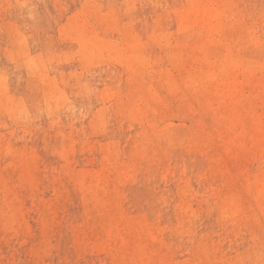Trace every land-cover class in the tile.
<instances>
[{
	"label": "rangeland",
	"instance_id": "374dc122",
	"mask_svg": "<svg viewBox=\"0 0 264 264\" xmlns=\"http://www.w3.org/2000/svg\"><path fill=\"white\" fill-rule=\"evenodd\" d=\"M189 1L190 0H152L151 3V0H0V184H2L4 180L9 181L10 183H13L15 179L16 182L19 180V185L17 184L16 187L18 188L16 191L18 190L19 195H17V197L13 196L14 207L12 211L15 214L14 228L18 227L20 230V232L17 231V233L15 230L12 232V228L11 230H9V228L6 231L5 224H3L4 218H2L5 210L0 209V264H114L112 255L104 244H101L103 238L102 226L104 225L106 216L117 220L118 218L128 215L131 217H135L134 215H136L135 218H138V214L139 218L147 219L149 223L160 229V231L158 229V239L161 240H159L161 243L154 250V257H157L158 264H167L169 262V264H178L181 261L182 263L180 264H185V261L186 264H264V197L262 196L255 199L253 191L251 192V190H248L246 187L247 180L244 177L246 175L240 176V172L244 169L255 170L263 165L264 154H255L252 158L247 159L246 161L228 159L227 163L231 169L233 176L232 180L227 177L229 176L228 173L221 174L216 170V164L211 161V155L206 152V148L201 147V141L205 139L211 145L214 144V150H216L215 152L218 155L222 152L216 147L217 140L215 135L217 134L216 130L218 123L215 120L214 112L220 111V113H222L225 110V107L217 106L215 103L211 104L212 100L208 99V96H210L207 94L208 92H195L192 89L182 88L180 83H176L175 87L172 86L169 88L166 81L169 76L179 79L180 76H184L188 71H195L199 74L200 69L206 64L204 59L205 52H207V59L211 61L215 60V57L211 54L209 48H214V46H216L215 49H219L217 52H219L221 55L220 57L222 58L223 53L226 50L225 44H229L230 42L229 45L233 49V53H235L234 55L242 61L243 65L248 63L250 65L249 70L253 76L261 78L264 83V0H208V6L220 11V15L217 14L216 19L212 22L213 25L218 24L220 27V35L217 39L221 41L220 44H210L211 47H208V44L205 41L206 39L201 35L198 26H191L188 21L185 23L180 21L179 24H177L179 20V18L177 20V17H179L178 15L181 11H186ZM214 1L216 2L214 3ZM162 9H164V11ZM155 13H157V15ZM118 15L120 16V20H118ZM159 15L161 16L159 17ZM174 17L176 21L174 20ZM158 26L159 28H156ZM37 27L39 28L37 29ZM186 27H188V30ZM42 29H44V31ZM97 29L98 33L96 32ZM197 29L199 30L198 33L197 31L194 32ZM247 30L250 31L248 32ZM188 32L191 34L187 35ZM176 33L177 35L173 36ZM186 35L187 37L192 36V38H187L185 37ZM202 45H204V47H202ZM261 47L262 49L260 50ZM40 48L42 51H40ZM256 49L261 52L259 51V53H257ZM43 50L46 51L44 52ZM147 50L149 52H147ZM201 50L204 52L201 53ZM37 53H40V55L38 54V59H35L34 57H36ZM250 54L253 55L251 56ZM42 56L45 57V59L43 57L45 61H43L44 64H41V61L39 60ZM138 56L140 57L141 62L140 60L137 61ZM108 57H111L112 59H107ZM32 58L35 61H32ZM221 58L216 60L217 65L220 64ZM51 59L55 60L52 61ZM99 64H101L100 67ZM15 66L16 68L18 67V69H16ZM135 68L137 69L135 70ZM87 70L90 71L88 72ZM173 70H176V72ZM10 71L11 73L9 74ZM75 71L77 72L75 73ZM70 72L71 74H67ZM146 72H151L148 74V77ZM161 73H163V75ZM176 73L179 76L175 75ZM144 78L145 80H143ZM140 79H142L143 82ZM27 81L28 83H26ZM29 84L30 86H28ZM150 85L158 86L157 88L154 87L157 92L156 96L147 93V88ZM144 86L147 87L145 90ZM162 86H164V88ZM117 90H119V93ZM139 92L142 93L143 96L139 97ZM119 96L120 98H118ZM257 99H259V103ZM257 99L256 101L259 107L261 106V108H264V100L260 97ZM164 102L167 103L164 104ZM114 103L118 106L117 108L113 105ZM248 104L247 101L244 103L245 108H248ZM97 108H101L100 111ZM105 109L107 114L105 113ZM113 109L115 111L116 109L117 111L120 109L118 111L119 113L114 112ZM184 110L187 111V115ZM206 114L208 115L206 116ZM28 115L30 116L28 117ZM189 116L192 117L190 118ZM186 118L189 120H186ZM155 122L159 123H157L158 127ZM104 123L106 126L103 125ZM205 123L206 126H204ZM151 125L152 127L150 128ZM71 132L72 134L74 133V135H72ZM201 132L203 133L201 134ZM123 139L124 141H122ZM116 140H119L117 141V144ZM106 142H108V144ZM172 142L174 144H172ZM193 142L196 144H192ZM74 143L76 145H74ZM72 144L74 145V149L71 147ZM193 145L196 146L194 147ZM107 146H109L108 148L112 153H106ZM103 149H105V151ZM109 150L107 149V151ZM102 152L104 153L102 154ZM124 152L125 154H123ZM86 153L90 154L87 155ZM168 153L170 155H168ZM47 155L49 156V159L47 158ZM103 155L106 156L103 157ZM135 155H138V157ZM156 155L159 158L156 157ZM254 157L258 160L254 159ZM35 158L37 161H35ZM120 161H122V163ZM129 163H131V165ZM12 164L14 165V168ZM144 164L146 165L144 166ZM17 165L19 168L22 166V169L27 172H23L24 177L20 174V169ZM120 167L121 171L119 170ZM129 167L130 169L128 170ZM156 167L157 172H154L153 170L156 169ZM163 167L168 168L164 169ZM212 167L214 168V171H212ZM64 168H66L67 171ZM107 168L109 169V172ZM153 172L156 175L153 174ZM236 172L238 173V178H235ZM51 173L53 175H51ZM19 174L22 178L21 176H18ZM85 174L89 176H86ZM140 174L145 176H141ZM65 175L67 177H65ZM105 175L108 176V178L105 177ZM16 176L19 178H16ZM62 176H64V178ZM78 176L80 177L78 178ZM98 176H100V178H98ZM150 176L152 177L150 178ZM69 177L72 179L68 180ZM87 177L89 178L87 179ZM156 177L158 178L157 180ZM134 179L137 180V185L135 184ZM116 180L118 181L116 182ZM81 181L86 183H81ZM148 181L150 183H148ZM220 183H222V185ZM38 184H40V186ZM82 184L83 186L85 185V187L86 184L87 187L91 184L92 188L97 192L96 195L99 192L97 198L100 197L103 200H87L85 194L87 195L91 192L87 187L86 189H82ZM224 185L227 186V189ZM20 186H24L25 188H20ZM39 187H41L43 193L40 192L41 189ZM232 187L237 191H234V188L231 189ZM121 188H123V191ZM39 189L40 191L36 194V191ZM71 189H73V191ZM209 189L212 190L210 191ZM101 192L102 194L100 195ZM200 193L201 195L199 196L198 194ZM228 196H232L235 200L238 199L240 211L237 213L231 214L228 212ZM59 197L62 198L60 199ZM8 198L12 197L9 196ZM242 198H245L246 200H241ZM135 200H138L139 203L141 202V206H139L140 204ZM247 201L250 202L247 203ZM120 203L122 205H119ZM251 206L252 208H250ZM197 208H199V210H197ZM41 210H44L47 216L48 224L45 228L39 222V214L43 212H41ZM76 210L78 211L75 212ZM124 212L126 215H124ZM203 212H207L208 214H204ZM80 213L82 215H80ZM55 214L56 216H53ZM94 216L96 217L94 218ZM49 217H52L53 219ZM48 219L51 220L50 223ZM91 220H94V222ZM86 222L90 225L87 226V224H85ZM35 223H38L37 226ZM97 224L101 226H98ZM57 225L59 226L57 227ZM226 225L228 226L226 227ZM26 226H28V228H26ZM85 228L86 230L84 231ZM80 229L82 230L81 232H85L84 236H82L83 234L80 232ZM98 229L101 232H99ZM69 230L71 231L69 232ZM75 230L79 233H75ZM171 231L174 234L171 233ZM47 234L50 235L46 236ZM21 235L23 238L20 237ZM235 236L238 239H235ZM9 237L12 239H9ZM86 237L88 238L87 240ZM252 237H254V240ZM33 239L36 241V244ZM88 240H91V242ZM30 243L32 246H30ZM45 243L46 248L43 249L44 245L42 244ZM97 244L99 245L97 246ZM164 246L166 248H164ZM57 247H59L61 251L59 248L57 249ZM159 247L161 248L159 249ZM219 248L221 249L219 250ZM214 249L217 250L214 251ZM217 251L218 253H216ZM214 253H216L218 257ZM164 255L168 256L165 257ZM10 256L13 259H11ZM205 256L208 258H205ZM191 257H193V260ZM159 259H161V263H159ZM62 260L64 261L61 262ZM179 260L181 261L179 262Z\"/></svg>",
	"mask_w": 264,
	"mask_h": 264
},
{
	"label": "bare ground",
	"instance_id": "6f19581e",
	"mask_svg": "<svg viewBox=\"0 0 264 264\" xmlns=\"http://www.w3.org/2000/svg\"><path fill=\"white\" fill-rule=\"evenodd\" d=\"M32 1V0H31ZM91 1V0H90ZM94 1V0H93ZM99 1V0H98ZM116 1V0H115ZM171 1V0H170ZM176 1V0H175ZM182 1V0H181ZM51 2V1H50ZM61 2V1H60ZM108 2V1H107ZM140 2V1H139ZM154 2V1H153ZM158 2V1H157ZM156 2V3H157ZM167 2V1H166ZM207 2H208V0H190L189 1V4H188V7L186 8V11L185 12H180V14L178 15L179 17H177V20H178V18H179V20H178V23L177 24H179V22L181 21L182 23H185L186 21H188V22H190L189 24H191V26H198L199 28H200V32H201V35H203L204 37H205V41H206V43L208 44V47L210 46L211 47V45L212 44H220V41L221 40H218L217 38H219V35H220V27H219V25L218 24H215V25H213V20L214 19H216V15L218 14V15H220V11L218 10V9H216V8H212V7H210V6H208V4H207ZM213 2V1H212ZM216 1H214V3H215ZM251 2V1H250ZM62 3V2H61ZM76 3V2H75ZM109 3V2H108ZM112 3V2H111ZM148 3H150V2H148ZM151 3H152V0H151ZM160 3V2H159ZM176 3V2H175ZM51 4V3H50ZM47 5V4H46ZM56 5V4H55ZM64 5V4H63ZM110 5V4H109ZM108 5V6H109ZM166 5H168V4H166ZM246 5V4H245ZM50 6V5H49ZM68 6V5H67ZM74 6V5H73ZM103 7H105V6H103ZM84 8V7H83ZM102 8V7H101ZM245 8V7H244ZM55 10H56V8H55ZM54 10V11H55ZM109 10V9H108ZM113 10V9H112ZM163 11H164V9H162ZM103 11V10H102ZM124 11V10H123ZM162 11V12H163ZM116 12V11H115ZM127 12V11H126ZM129 12V11H128ZM159 12V11H158ZM161 12V11H160ZM174 12V11H173ZM63 13V12H62ZM61 13V14H62ZM84 13V12H83ZM175 13V12H174ZM224 13H226V12H224ZM137 14V13H136ZM142 14V13H141ZM151 14V13H150ZM156 15H157V13H155ZM258 14H259V12H258ZM78 15H80V14H78ZM82 15V14H81ZM117 15V14H116ZM132 15V14H131ZM155 15V16H156ZM167 15V14H166ZM60 16V15H59ZM62 16V15H61ZM85 16H86V14H85ZM119 16V15H118ZM161 15H159V17H160ZM80 17V16H79ZM129 17V16H128ZM133 17V16H132ZM165 17V16H164ZM170 17V16H169ZM62 18V17H61ZM90 18V17H89ZM123 18V17H122ZM126 18V17H125ZM136 18V17H135ZM141 18V17H140ZM147 18V17H146ZM149 18V17H148ZM163 18V17H162ZM244 18V17H243ZM24 19V18H23ZM91 19V18H90ZM131 19V18H130ZM138 19V18H137ZM144 19V18H143ZM152 19V18H151ZM155 19V18H154ZM27 20V19H26ZM31 20V19H30ZM118 20H120V16L118 17ZM122 20V19H121ZM136 20V19H135ZM141 20V19H140ZM174 20H175V17H174ZM224 20V19H223ZM131 21V20H130ZM133 21V20H132ZM152 21V20H151ZM176 21V20H175ZM32 22V21H31ZM89 22V21H88ZM141 22V21H140ZM148 22V21H147ZM146 22V23H147ZM217 22H218V20H217ZM30 23V22H29ZM172 23V22H171ZM31 24V23H30ZM32 24H33V22H32ZM31 24V25H32ZM134 24V23H133ZM151 24V23H150ZM168 24V23H167ZM245 24V23H244ZM97 25V24H96ZM159 25H160V22H159ZM39 26V25H38ZM177 26V25H176ZM132 27V26H131ZM152 27V26H151ZM154 27V26H153ZM178 27V26H177ZM185 27V26H184ZM222 27H224V26H222ZM39 27H37V29H38ZM156 28H159V26L158 27H156ZM187 28V30H188V27H186ZM190 28V27H189ZM225 28V27H224ZM34 29V28H33ZM85 29H87V28H85ZM96 29V28H95ZM99 29V28H98ZM98 29L96 30V32L98 31ZM140 29H141V27H140ZM192 29H193V27H192ZM43 31H44V29H42ZM132 30V29H131ZM151 30H152V28H151ZM163 30H165V29H163ZM184 30H186V29H184ZM251 30V29H250ZM249 30V31H250ZM253 30V29H252ZM51 31V30H50ZM88 31V30H87ZM190 31V30H189ZM197 31V33H198V29L197 30H195L194 32H196ZM248 31V30H247ZM248 31V32H249ZM55 32V31H54ZM204 32V33H203ZM248 32H247V34H248ZM46 33V32H45ZM50 33H53V32H50ZM94 33V32H93ZM98 33V32H97ZM133 33V32H132ZM251 33V32H250ZM252 33H253V31H252ZM251 33V34H252ZM257 33H259V32H257ZM61 34V33H60ZM109 34V33H108ZM119 34V33H118ZM191 34V33H190ZM189 34V32H188V34L187 35H190ZM196 34V33H195ZM250 34V35H251ZM98 35V34H97ZM177 35V33L175 34V35H173V36H176ZM187 35L185 36V37H187ZM249 35V34H248ZM248 35H246V36H248ZM33 36V35H32ZM102 36V35H101ZM108 36V35H107ZM196 36H197V34H196ZM217 36V37H216ZM243 36V35H242ZM261 36V35H260ZM39 37V36H38ZM190 37V39L192 38V36H188L187 38H189ZM63 39H65L64 37H62ZM194 38V37H193ZM200 38V37H199ZM240 38H242V37H240ZM253 38V37H252ZM264 38V37H263ZM28 39H30V38H28ZM48 39H50V38H48ZM59 39V38H58ZM69 39V38H68ZM160 39V38H159ZM170 39V38H169ZM182 39V38H181ZM66 40V39H65ZM147 40V39H146ZM182 40H184V39H182ZM181 40V41H182ZM38 41L40 42V40L38 39ZM45 41V40H44ZM164 41V40H163ZM241 41H244V40H241ZM178 42H180V41H178ZM183 42V41H182ZM248 42V41H247ZM41 43V42H40ZM262 43V42H261ZM54 44V43H53ZM74 44V43H73ZM147 44V43H146ZM211 44V45H210ZM229 44H230V42H229ZM229 44H225V46H226V50H225V52L223 53V56H222V58L220 57L221 55L219 54V52H217V51H219V49H215L216 48V46H214V48H209V51L211 52V54H213L214 55V57H215V60H213V61H211V60H209V59H207L208 57H207V52H205V62H206V64H205V66H203L201 69H200V72H199V74L198 73H196L195 71H188V72H186V74L184 75V76H180L179 77V79H177V78H173V77H168L167 78V85L169 86V88H171L172 86L173 87H175L176 86V83H180L181 85V87L182 88H186V89H192V90H194L195 92L196 91H200V92H205V93H207V94H209L210 96H208V99H211L212 100V102H211V104H216L217 106H220V107H225V110L222 112V113H220V111H218V112H214L215 113V120L217 121V123H218V127H217V134L215 135V138H216V140H217V145H216V147H217V149H219L220 151H222L221 153H223V154H221V153H219V155L215 152L216 150H214V147H213V145H211L208 141H206L205 139H203L202 141H201V147L202 148H206L205 150H206V152H208L210 155H211V161L213 162V163H215L216 164V166H215V168H216V170L217 171H219L221 174H225V173H228V175L229 176H227V177H229L231 180H232V173H231V169H230V167H229V165H228V163H227V160L228 159H230V160H232V159H235V160H242V161H246L247 159H250V158H252L255 154H260V155H263L264 154V108H261V106L259 107V105H258V103H259V99H257V98H262V100H264V83H263V81L261 80V78H258V77H255V76H253V74L250 72V70H249V68H250V65L247 63V64H242V61L238 58V57H236L234 54L235 53H233V49L230 47V45ZM59 45V44H58ZM110 45H111V43H110ZM195 45V44H194ZM229 45V46H228ZM241 45V44H240ZM250 45H252V44H250ZM87 46V45H86ZM109 46V45H108ZM197 46V45H196ZM110 47V46H109ZM156 47V46H155ZM159 47V46H158ZM202 47H204V45H202ZM207 47V48H208ZM221 47V46H220ZM239 47V46H238ZM248 47V46H247ZM15 48V47H14ZM42 48V47H41ZM40 48V51H42V49ZM46 48V47H45ZM44 48V49H45ZM57 48H59V47H57ZM76 48V47H75ZM88 48V47H87ZM90 48H92V47H90ZM197 48V47H196ZM218 48V47H217ZM72 49V48H71ZM100 49V48H99ZM249 49V48H248ZM247 49V50H248ZM251 49V48H250ZM255 49V48H254ZM257 49H259V48H257ZM257 49H256V51H257ZM262 49V47L260 48V50ZM68 50V49H67ZM93 50V49H92ZM221 50V49H220ZM259 50V51H260ZM44 52L46 51V50H43ZM200 51V50H199ZM253 51V50H252ZM259 51H257V53H259ZM65 52V51H64ZM67 52V51H66ZM147 52H149L148 50H147ZM204 51L203 50H201V53H203ZM240 52V51H239ZM242 52V51H241ZM261 52V51H260ZM43 53V52H42ZM54 53V52H53ZM68 53V52H67ZM244 53H246V52H244ZM40 55V53H37L36 54V57H34V55H33V57L36 59H38V57L37 56H39ZM61 54V53H60ZM64 54V53H63ZM99 54H101V53H99ZM196 54V53H195ZM261 54V53H260ZM102 55V54H101ZM151 55H153V54H151ZM251 55V54H250ZM253 55V54H252ZM251 55V56H252ZM256 55H258V54H256ZM61 56V55H60ZM196 56V55H195ZM31 57V56H30ZM43 57L44 56H42L41 58H39V60L41 61V64H44L43 63V61H44V59H45V57H44V59H43ZM62 57V56H61ZM60 57V58H61ZM97 57V56H96ZM95 57V58H96ZM210 57V56H209ZM262 57V56H261ZM66 58V57H65ZM73 58H74V56H73ZM99 58V57H98ZM111 57H108L107 59H110ZM196 58H197V56H196ZM218 58H221V60H220V64L219 65H217L216 64V60L218 59ZM259 58V57H258ZM50 59V58H49ZM48 59V60H49ZM112 59V58H111ZM206 59H207V61H206ZM34 59L32 58V61H33ZM52 60V59H51ZM55 60V59H54ZM54 60H52V61H54ZM67 60V59H66ZM140 60V62H141V59H140V57L138 56V58H137V61H139ZM35 61V60H34ZM38 61V60H37ZM39 61V62H40ZM187 61V60H186ZM189 61H190V59H189ZM261 61V60H260ZM45 62V61H44ZM65 62V61H64ZM98 62V61H97ZM151 62V61H150ZM262 62V61H261ZM260 62V63H261ZM33 63H35V62H33ZM51 63V62H50ZM52 63H54V62H52ZM189 63V62H188ZM40 64V65H41ZM55 64V63H54ZM168 64V63H167ZM18 65V64H17ZM16 65V66H17ZM51 65V64H50ZM68 65V64H67ZM95 65V64H94ZM143 65H144V63H143ZM16 66H15V68H16ZM69 66V65H68ZM101 66V64H99V67ZM168 66V65H167ZM97 67V66H96ZM104 67V66H103ZM206 67V68H205ZM256 67V66H255ZM259 67V66H258ZM262 67V66H261ZM10 68V67H9ZM50 68V67H49ZM60 68V67H59ZM62 68V67H61ZM67 68V67H66ZM72 68H73V66H72ZM80 68V67H79ZM260 68V67H259ZM11 69V68H10ZM16 69H18V67L16 68ZM36 69H37V67H36ZM63 69V68H62ZM94 69V68H93ZM97 69V68H96ZM99 69V68H98ZM129 69V68H128ZM137 68H135V70H136ZM261 69V68H260ZM35 70V69H34ZM91 70V69H90ZM90 70H87L88 72L90 71ZM147 70V69H146ZM80 71V70H79ZM130 71V70H129ZM150 71V70H149ZM174 71V70H173ZM19 72H21V71H19ZM69 72V71H68ZM77 71H75V73H76ZM93 72V71H92ZM125 72V71H124ZM174 72H176V70L174 71ZM11 73V71L9 72V74ZM16 73V72H15ZM22 73H23V71H22ZM35 73V72H34ZM50 73H51V71H50ZM54 73H55V71H54ZM98 73V72H97ZM141 73V72H140ZM151 73V72H150ZM149 72L147 73L146 72V75H147V77H148V74H150ZM256 73V72H255ZM261 73H262V71H261ZM8 74V75H9ZM66 74V73H65ZM67 74H71V72L70 73H67ZM73 74V73H72ZM80 74V73H79ZM100 74V73H99ZM137 74V73H136ZM135 74V75H136ZM162 75H163V73H161ZM20 75H22V74H20ZM63 75V74H62ZM90 75V74H89ZM94 75V74H93ZM121 75V74H120ZM123 75V74H122ZM138 75V74H137ZM143 75H145V74H143ZM161 75V76H162ZM175 75H178L177 73L175 74ZM12 76V75H11ZM34 76V75H33ZM77 76H78V73H77ZM81 76V75H80ZM88 76V75H87ZM150 76V75H149ZM179 76V75H178ZM66 77H67V75H66ZM85 77V76H84ZM94 77V76H93ZM65 78V77H64ZM71 78V77H70ZM121 78V77H120ZM129 78V77H128ZM142 78V77H141ZM90 79V78H89ZM131 79V78H130ZM8 80V79H7ZM16 80V79H15ZM24 80V79H23ZM57 80V79H56ZM133 80V79H132ZM140 80H142V79H140ZM143 80H145V78L143 79ZM143 80H142V82H143ZM13 81V80H12ZM19 81V80H18ZM150 81H152V80H150ZM160 81V80H159ZM9 82V81H8ZM22 82V81H21ZM131 82V81H130ZM134 82V81H133ZM132 82V83H133ZM153 82V81H152ZM151 82V83H152ZM157 82V81H156ZM13 83V82H12ZM26 83H28V81L26 82ZM54 83V82H53ZM65 83V82H64ZM68 83V82H67ZM146 83H147V81H146ZM20 84V83H19ZM104 84V83H103ZM144 84V83H143ZM155 85V84H154ZM28 86H30V84L28 85ZM143 86V85H142ZM146 86V85H145ZM144 86V87H145ZM65 87V86H64ZM75 87V86H74ZM143 87V88H144ZM154 87H158V86H149L148 88L147 87H145L144 88V90L147 88V93L149 94V95H153V96H156L157 95V92H156V90L154 89ZM163 88H164V86H162ZM111 88V87H110ZM130 88V87H129ZM132 88H133V86H132ZM162 88V89H163ZM7 89H8V87H7ZM21 89H23V88H21ZM160 89V88H159ZM173 89V88H172ZM118 91V93H119V90H117ZM136 91V90H135ZM139 91V90H138ZM36 92V91H35ZM112 92H113V90H112ZM116 92V91H115ZM114 93V92H113ZM117 93V92H116ZM168 93V92H167ZM70 94V93H69ZM121 94V93H120ZM119 94V95H120ZM139 97H141V96H143V94L142 93H140L139 92ZM158 94H160V93H158ZM71 95V94H70ZM115 95V94H114ZM162 95H164V94H162ZM122 96H123V94H122ZM198 96V95H197ZM201 96H203V95H201ZM89 97V96H88ZM148 97V96H147ZM167 97V96H166ZM69 98V97H68ZM86 98H87V96H86ZM114 98V97H113ZM118 98H120V96L118 97ZM198 98H199V96H198ZM123 99V98H122ZM256 99L258 100V103H257V101H256ZM72 100V99H71ZM90 100V99H89ZM118 100V99H117ZM120 100V99H119ZM22 101V100H21ZM109 101V100H108ZM248 102L249 104H248V108H245V106H244V103L245 102ZM66 102V101H65ZM105 102H106V100H105ZM115 102V101H114ZM68 103V102H67ZM107 103V102H106ZM113 103V102H112ZM151 103V102H150ZM165 103H167V102H164V104ZM63 104V103H62ZM109 104V103H108ZM154 104H156V103H154ZM154 104H153V106H154ZM169 104V103H168ZM113 105H115V103L113 104ZM159 105V104H158ZM160 105H161V103H160ZM170 105H171V103H170ZM175 105V104H174ZM181 105H182V103H181ZM193 105V104H192ZM116 106V105H115ZM177 106V105H176ZM63 107V106H62ZM91 107V106H90ZM104 107V106H103ZM118 106H116V108H117ZM121 107V106H120ZM119 107V108H120ZM162 107V106H161ZM29 108H30V106H29ZM93 108V107H92ZM114 108V107H113ZM122 108V107H121ZM155 108V107H154ZM158 108V107H157ZM171 108V107H170ZM178 108V107H177ZM196 108V107H195ZM260 108H261V110H260ZM5 109V108H4ZM22 109H23V107H22ZM98 109V108H97ZM101 109V108H100ZM100 109H98L99 111H100ZM102 109H104V108H102ZM153 109V108H152ZM156 109V108H155ZM172 109V108H171ZM179 109V108H178ZM182 109V108H181ZM30 110V109H29ZM75 110V109H74ZM96 110V109H95ZM114 110V109H113ZM120 110V109H119ZM118 110V111H119ZM160 110H161V108H160ZM167 110H169V109H167ZM194 110H196V109H194ZM210 110V109H209ZM39 111V110H38ZM41 111V110H40ZM58 111V110H57ZM110 111V110H109ZM117 111V109H116V111L114 110V112H118ZM162 111V110H161ZM172 111V110H171ZM179 111V110H178ZM185 111V110H184ZM183 111V112H184ZM96 112H97V110H96ZM149 112V111H148ZM186 112L187 111H185V114H186ZM189 112V111H188ZM194 112H196V111H194ZM193 112V113H194ZM200 112H201V110H200ZM21 113H23V112H21ZM36 113V112H35ZM38 113H40V112H38ZM63 113V112H62ZM85 113H86V111H85ZM98 113V112H97ZM103 113H104V111H103ZM102 113V114H103ZM105 113H106V109H105ZM119 113V112H118ZM153 113H154V111H153ZM14 114H15V112H14ZM37 114V113H36ZM42 114V113H41ZM107 114V113H106ZM181 114H183V113H181ZM195 114V113H194ZM205 114V113H204ZM22 115V114H21ZM26 115V114H25ZM114 115V114H113ZM119 115V114H118ZM118 115H117V118H118ZM122 115V114H121ZM120 115V116H121ZM158 115V114H157ZM184 115V114H183ZM187 115V114H186ZM208 114H206V116H207ZM30 115H28V117H29ZM51 116V115H50ZM87 116H89V115H87ZM158 116H160V115H158ZM157 116V117H158ZM99 117V116H98ZM97 117V118H98ZM115 117V116H114ZM146 117V116H145ZM177 117H178V115H177ZM185 117V116H184ZM187 117V116H186ZM190 118L192 117V116H189ZM11 118H12V116H11ZM22 118V117H21ZM37 118V117H36ZM61 118V117H60ZM83 118H84V116H83ZM105 118V117H104ZM109 118V117H108ZM183 118V117H182ZM96 119V118H95ZM200 119H201V117H200ZM26 120V119H25ZM98 120H99V118H98ZM186 120H189V119H187L186 118ZM191 120V119H190ZM202 120V119H201ZM19 121V120H18ZM27 121V120H26ZM58 121V120H57ZM115 121V120H114ZM119 121V120H118ZM145 121V120H144ZM193 121V120H192ZM2 122V121H1ZM60 122V121H59ZM97 122V121H96ZM100 122H101V120H100ZM103 122V121H102ZM105 122V121H104ZM200 122V121H199ZM205 122V121H204ZM12 123V122H11ZM24 123V122H23ZM27 123V122H26ZM54 123V122H53ZM61 123V122H60ZM63 123V122H62ZM67 123V122H66ZM146 123H147V121H146ZM154 123V122H153ZM156 123V125H157V123L158 122H155ZM163 123V122H162ZM195 123V122H194ZM213 123V122H212ZM25 124V123H24ZM28 124V123H27ZM26 124V125H27ZM37 124V123H36ZM99 124V123H98ZM148 124V123H147ZM159 124V123H158ZM201 124V123H200ZM200 124H198V125H200ZM6 125V124H5ZM8 125V124H7ZM15 125V124H14ZM21 125H22V123H21ZM58 125V124H57ZM68 125V124H67ZM104 126H106V124L104 123L103 124ZM156 125H154V126H156ZM196 125V124H195ZM194 125V126H195ZM202 125V124H201ZM212 125V124H211ZM19 126V125H18ZM23 126V125H22ZM60 126V125H59ZM64 126V125H63ZM100 126V125H99ZM98 126V127H99ZM153 126V127H154ZM204 126H206V123H205V125ZM5 127V126H4ZM11 127V126H10ZM66 127V126H65ZM83 127V126H82ZM117 127V126H116ZM115 127V128H116ZM152 127V125L150 126V128ZM157 127H158V125H157ZM183 127H185V126H183ZM203 127V126H202ZM37 128V127H36ZM59 128V127H58ZM70 128V127H69ZM76 128V127H75ZM206 128V127H205ZM9 129V128H8ZM25 129V128H24ZM55 129H56V126H55ZM165 129V128H164ZM183 129V128H182ZM203 129H204V127H203ZM130 130V129H129ZM153 130V129H152ZM200 130V129H199ZM17 131V130H16ZM20 131V130H19ZM23 131V130H22ZM47 131V130H46ZM101 131V130H100ZM117 131V130H116ZM178 131H179V129H178ZM201 131V130H200ZM209 131V130H208ZM48 132V131H47ZM62 132H63V130H62ZM67 132H69V131H67ZM72 132H73V130H72ZM72 132H71V134H72ZM77 132H78V130H77ZM102 132V131H101ZM166 132H167V130H166ZM203 132H204V130H203ZM203 132H201V134L203 133ZM13 133V132H12ZM66 133V132H65ZM94 133H95V131H94ZM125 133V132H124ZM133 133V132H132ZM131 133V134H132ZM136 133V132H135ZM135 133H134V137H135ZM198 133V132H197ZM8 134V133H7ZM48 134H49V132H48ZM70 134V133H69ZM4 135V134H3ZM43 135V134H42ZM54 135V134H53ZM58 135H60V134H58ZM72 135H74V133L72 134ZM78 135V134H77ZM91 135V134H90ZM117 135V134H116ZM161 135H162V133H161ZM2 136V135H1ZM11 136H12V134H11ZM133 136V135H132ZM182 136V135H181ZM210 136H211V134H210ZM10 137V136H9ZM18 137H20V136H18ZM109 137V136H108ZM133 137V138H134ZM163 137V136H162ZM164 137H166V136H164ZM61 138V137H60ZM73 138V137H72ZM120 138V137H119ZM142 138V137H141ZM167 138V137H166ZM178 138V137H177ZM176 138V139H177ZM197 138H198V136H197ZM69 139V138H68ZM175 139V138H174ZM209 139V138H208ZM42 140V139H41ZM65 140V139H64ZM73 140H74V138H73ZM134 140V139H133ZM138 140V139H137ZM143 140V139H142ZM159 140V139H158ZM18 141V140H17ZM54 141V140H53ZM69 141V140H68ZM90 141H92V140H90ZM117 141H119V140H116V144H117ZM122 141H124V139L122 140ZM144 141H145V139H144ZM152 141V140H151ZM154 141V140H153ZM166 141V140H165ZM178 141H180V140H178ZM184 141V140H183ZM198 141H200V140H198ZM197 141V142H198ZM213 141V140H212ZM24 142V141H23ZM49 142V141H48ZM64 142H66V141H64ZM85 142V141H84ZM89 142V141H88ZM95 142V141H94ZM109 142V141H108ZM108 142H106L107 144H108ZM22 143V142H21ZM44 143V142H43ZM50 143V142H49ZM59 143H60V141H59ZM105 143V142H104ZM149 143V142H148ZM177 143V142H176ZM187 143V142H186ZM195 142H193L192 144H194ZM213 143V142H212ZM214 143H216V142H214ZM69 144H71V143H69ZM68 144V145H69ZM76 144H77V142H76ZM75 143H74V145H76ZM93 144V143H92ZM91 144V145H92ZM103 144V143H102ZM147 144V143H146ZM163 144V143H162ZM172 144H174L173 142H172ZM196 144V143H195ZM197 144H199V143H197ZM73 145V144H72ZM71 145V147L74 149V145L72 146ZM126 145V144H125ZM124 145V146H125ZM141 145V144H140ZM140 145H139V148H140ZM154 145V144H153ZM190 145V144H189ZM200 145V144H199ZM24 146V145H23ZM55 146V145H54ZM67 146V145H66ZM115 146V145H114ZM136 146V145H135ZM146 146V145H145ZM144 146V147H145ZM150 146V145H149ZM152 146V145H151ZM181 146V145H180ZM183 146V145H182ZM194 146V145H193ZM196 146V145H195ZM194 146V147H195ZM106 147V146H105ZM109 146H107V149L109 150V148H108ZM116 147V146H115ZM157 147V146H156ZM178 147V146H177ZM65 148V147H64ZM82 148V147H81ZM95 148H96V146H95ZM101 148H102V145H101ZM100 148V149H101ZM143 148V147H142ZM141 148V149H142ZM172 148V147H171ZM176 148V147H175ZM31 149V148H30ZM89 149V148H88ZM107 149H106V153L107 152H111L110 150L109 151H107ZM130 149V148H129ZM145 149V148H144ZM143 149V150H144ZM153 149V148H152ZM170 149V148H169ZM179 149V148H178ZM194 149V148H193ZM216 149V148H215ZM36 150V149H35ZM34 150V151H35ZM70 150H71V148H70ZM104 151H105V149H103ZM137 150H139V149H137ZM158 150V149H157ZM190 150V149H189ZM73 151V150H72ZM83 151V150H82ZM90 151H91V148H90ZM101 151H102V149H101ZM146 151V150H145ZM177 151V150H176ZM193 151V150H192ZM30 152H31V150H30ZM37 152H39V151H37ZM74 152V151H73ZM130 152V151H129ZM140 152V151H139ZM150 152V151H149ZM157 152V151H156ZM155 152V153H156ZM182 152V151H181ZM194 152V151H193ZM202 152V151H201ZM72 153V152H71ZM70 153V154H71ZM92 153V152H91ZM100 153V152H99ZM104 152H102V154H103ZM112 153V152H111ZM147 153V152H146ZM5 154H7V153H5ZM69 154V155H70ZM87 154V153H86ZM88 154H90V153H88ZM87 154V155H88ZM123 154H125V152L123 153ZM128 154V153H127ZM217 154V155H216ZM11 155V154H10ZM49 155V154H48ZM47 155V156H48ZM54 155V154H53ZM68 155V154H67ZM73 155H74V153H73ZM107 155V154H106ZM105 155V156H106ZM163 155V154H162ZM168 155H170L169 153H168ZM8 156V155H7ZM39 156V155H38ZM46 156V157H47ZM55 156V155H54ZM104 155H103V157H105ZM110 156H111V154H110ZM109 156V157H110ZM113 156V155H112ZM136 156V155H135ZM164 156V155H163ZM4 157V156H3ZM14 157V156H13ZM51 157H52V155H51ZM56 157V156H55ZM108 157V156H107ZM133 157H134V155H133ZM136 157H138V155L136 156ZM148 157V156H147ZM156 157H158L157 155H156ZM155 157V158H156ZM37 158V157H36ZM35 158V159H36ZM48 159H49V156L47 157ZM58 158V157H57ZM86 158V157H85ZM128 158V157H127ZM139 158H140V156H139ZM149 158H151V157H149ZM159 158V157H158ZM160 158H161V156H160ZM206 158V157H205ZM4 159V158H3ZM92 159V158H91ZM112 159V158H111ZM114 159V158H113ZM116 159H117V157H116ZM120 159V158H119ZM134 159V158H133ZM148 159V158H147ZM162 159V158H161ZM160 159V160H161ZM254 159H256L255 157H254ZM253 159V160H254ZM264 159V158H263ZM57 160V159H56ZM89 160V159H88ZM96 160V159H95ZM115 160V159H114ZM124 160V159H123ZM136 160V159H135ZM149 160V159H148ZM154 160V159H153ZM256 160H258V159H256ZM22 161V160H21ZM35 161H37V159L35 160ZM38 161H39V159H38ZM60 161V160H59ZM59 161H58V163H59ZM73 161V160H72ZM127 161V160H126ZM141 161V160H140ZM142 161H144V160H142ZM152 161V160H151ZM155 161H156V159H155ZM92 162V161H91ZM121 163H122V161H120ZM136 162H138V161H136ZM146 162V161H145ZM144 162V163H145ZM149 162V161H148ZM153 162V161H152ZM158 162V161H157ZM161 162V161H160ZM231 162V161H230ZM42 163V162H41ZM159 163V162H158ZM169 163H170V161H169ZM238 163V162H237ZM244 163V162H243ZM243 163H242V165H243ZM247 163V162H246ZM260 163V162H259ZM51 164V163H50ZM77 164V163H76ZM92 164V163H91ZM108 164V163H107ZM130 165H131V163H129ZM132 164H134V163H132ZM142 164V163H141ZM161 164V163H160ZM208 164V163H207ZM1 165V164H0ZM11 165V164H10ZM13 165V164H12ZM69 165H70V162H69ZM88 165V164H87ZM110 165V164H109ZM146 164H144V166H145ZM148 165V164H147ZM206 165V164H205ZM250 165V164H249ZM253 165V164H252ZM264 165V164H263ZM263 165H261V166H259L257 169H255V170H250V169H244L243 171H241L240 172V176H242V175H246V176H244L245 178H246V180H247V188H248V190H251V192L253 191V195H254V198L255 199H257V198H259V197H264V166ZM56 166V165H55ZM85 166V165H84ZM98 166V165H97ZM104 166V165H103ZM126 166V165H125ZM137 166H138V164H137ZM136 166V167H137ZM143 166V165H142ZM218 166V167H217ZM233 166V165H232ZM239 166V165H238ZM244 166V165H243ZM10 167V166H9ZM16 167V166H15ZM17 167H18V165H17ZM16 167V168H17ZM105 167V166H104ZM127 167H128V164H127ZM133 167V166H132ZM147 167V166H146ZM245 167H246V165H245ZM251 167V166H250ZM13 168H14V165H13ZM19 168V167H18ZM125 168V167H124ZM138 168V167H137ZM142 168V167H141ZM164 168V167H163ZM168 168V167H167ZM167 168H164V169H167ZM172 168V167H171ZM213 168V167H212ZM242 168V167H241ZM3 169V168H2ZM20 169V174L23 176L24 174H23V172H26V171H24L23 169H22V166L19 168ZM40 169V168H39ZM65 170H66V168H64ZM80 169V168H79ZM78 169V170H79ZM99 169V168H98ZM108 169V168H107ZM119 169V168H118ZM130 169V167L128 168V170ZM136 169V168H135ZM162 169V168H161ZM243 169V168H242ZM242 169H240V170H242ZM253 169V168H252ZM6 170V169H5ZM41 170V169H40ZM74 170V169H73ZM101 170V169H100ZM113 170H114V168H113ZM120 171H121V167H120V169H119ZM127 170V169H126ZM126 170H125V172H126ZM127 170V171H128ZM137 170V169H136ZM145 170V169H144ZM157 170V167H156V169H154L153 171L155 172ZM163 170V169H162ZM183 170H184V168H183ZM210 170V169H209ZM3 171V170H2ZM44 171V170H43ZM62 171V170H61ZM67 171V170H66ZM140 171V170H139ZM139 171H137V172H139ZM168 171V170H167ZM191 171H192V169H191ZM212 171H214V168H213V170ZM234 171V170H233ZM12 172V171H11ZM17 172V171H16ZM39 172V171H38ZM47 172V171H46ZM74 172H75V170H74ZM81 172H82V170H81ZM108 172H109V169H108ZM112 172V171H111ZM110 172V173H111ZM115 172V171H114ZM118 172V171H117ZM136 172V171H135ZM147 172V171H146ZM153 172V174H155ZM157 172V171H156ZM172 172V171H171ZM181 172V171H180ZM238 172V171H237ZM236 172V174H235V178H238V173ZM12 173H14V172H12ZM27 173V172H26ZM30 173V172H29ZM35 173V172H34ZM42 173V172H41ZM90 173V172H89ZM88 173V174H89ZM92 173V172H91ZM98 173V172H97ZM104 173V172H103ZM102 173V174H103ZM120 173H122V172H120ZM148 173V172H147ZM159 173H160V171H159ZM165 173V172H164ZM208 173V172H207ZM213 173V172H212ZM7 174V173H6ZM18 175V176H21V175ZM77 174H78V172H77ZM101 174V173H100ZM125 174H127V173H125ZM149 174V173H148ZM162 174V173H161ZM161 174H158V175H161ZM168 174V173H167ZM183 174H184V172H183ZM197 174V173H196ZM7 175H9V174H7ZM51 175H53L52 173H51ZM61 175V174H60ZM63 175H64V173H63ZM86 176H89V175H87V174H85ZM99 175V174H98ZM107 175V174H106ZM105 175V177H107L108 178V176H106ZM141 175V174H140ZM156 175V174H155ZM154 175V176H155ZM22 176H21V178H22ZM30 176V175H29ZM67 176H68V173H67ZM66 175H65V177H67ZM75 176V175H74ZM84 176V175H83ZM95 176H96V174H95ZM94 176V177H95ZM141 176H145V175H141ZM166 176V175H165ZM185 176V175H184ZM205 176V175H204ZM8 177V176H7ZM6 177V178H7ZM24 177V176H23ZM44 177H46V176H44ZM63 178H64V176H62ZM80 176H78V178H79ZM104 177V176H103ZM148 177V176H147ZM146 177V178H147ZM152 176H150V178H151ZM164 177V176H163ZM162 177V178H163ZM203 177V176H202ZM223 177V176H222ZM225 177V176H224ZM11 178V177H10ZM15 178V177H14ZM16 178H19V177H17L16 176ZM86 178V177H85ZM89 177H87V179H88ZM98 178H100V176H98ZM106 178V179H107ZM116 178V177H115ZM114 178V179H115ZM124 178V177H123ZM125 178H126V176H125ZM140 178V177H139ZM145 178V179H146ZM149 178V177H148ZM51 179H52V177H51ZM70 179H72V178H70L69 177V179L68 180H70ZM122 179V178H121ZM158 178L156 177V180H157ZM223 179V178H222ZM222 179H220V180H222ZM229 179V180H230ZM11 180V179H10ZM21 180V179H20ZM25 180V179H24ZM28 180V179H27ZM32 180V179H31ZM38 180V179H37ZM47 180V179H46ZM107 180H109V179H107ZM135 180V184L137 185V180L136 179H134ZM149 180V179H148ZM153 180H154V178H153ZM162 180V179H161ZM181 180V179H180ZM19 181V180H18ZM16 182V179H15V181H13V183H10L9 181H6V180H4V182L2 183V184H0V209H2V210H5V213L3 214V216H2V218H4V221H3V224H5L4 226H5V228H6V231L9 229V230H11V228H12V232L15 230V232L17 233V231H19L20 232V230H19V228L18 227H15L14 228V225H15V218H14V216H15V214H14V212L12 211L13 210V196L14 197H17V195H19V193H18V190L16 191V189H18V188H16L17 187V184L19 183V182ZM64 181V180H63ZM72 181V180H71ZM92 181V180H91ZM115 181V180H114ZM118 180H116V182H117ZM138 181H139V179H138ZM185 181V180H184ZM188 181H189V179H188ZM206 181V180H205ZM223 181V180H222ZM23 182V181H22ZM47 182V181H46ZM86 183V182H84V181H81V183ZM98 182V181H97ZM111 182V181H110ZM159 182V181H158ZM173 182V181H172ZM208 182H209V179H208ZM21 183V182H20ZM37 183V182H36ZM43 183H45V182H43ZM55 183V182H54ZM73 183V182H72ZM112 183V182H111ZM111 183H109V184H111ZM121 183H122V181H121ZM148 183H150L149 181H148ZM161 183V182H160ZM166 183V182H165ZM233 183V182H232ZM49 184V183H48ZM64 184V183H63ZM105 184V183H104ZM109 184H106V185H109ZM114 184V183H113ZM112 184V185H113ZM116 184V183H115ZM142 184H143V182H142ZM221 185H222V183H220ZM230 184V183H229ZM240 184H241V182H240ZM19 185V184H18ZM27 185V184H26ZM39 186H40V184H38ZM136 185H135V187H136ZM149 185V184H148ZM163 185H165V184H163ZM182 185V184H181ZM210 185V184H209ZM208 185V186H209ZM217 185V184H216ZM227 185V184H226ZM233 185V184H232ZM245 185V184H244ZM243 185V186H244ZM37 186V185H36ZM81 186V185H80ZM82 186H83V184H82ZM95 186V185H94ZM225 186V185H224ZM235 186V185H234ZM24 187V186H23ZM23 187H21L20 186V188H23ZM62 187V186H61ZM71 187H73V186H71ZM79 187V186H78ZM86 187H87V184H86ZM86 187H85V185L83 186V188L82 189H86ZM123 187V186H122ZM138 187H139V185H138ZM226 187V189H227V186H225ZM230 187V186H229ZM25 188V187H24ZM40 189H41V187H39ZM44 188V187H43ZM74 188H75V186H74ZM129 188H131V187H129ZM177 188V187H176ZM175 188V189H176ZM222 188H224V187H222ZM234 187H232L231 189H233ZM34 189V188H33ZM38 189V188H37ZM40 189L39 190H37L36 191V194H37V192L38 191H40ZM46 189V188H45ZM52 189H53V187H52ZM87 189L91 192L90 194L88 193L87 195L85 194V197H87V200H89V201H101V200H103V199H101L100 197L99 198H97V195L99 194V192H98V194L96 195V193L97 192H95V190L92 188V185L91 184H89L88 185V187H87ZM123 188H121V190H122ZM137 189V188H136ZM216 189V188H215ZM229 189V188H228ZM32 190V189H31ZM30 190V191H31ZM49 190V189H48ZM55 190H56V188H55ZM54 190V191H55ZM66 190V189H65ZM72 191H73V189H71ZM77 190V189H76ZM177 190V189H176ZM183 190V189H182ZM193 190V189H192ZM210 190V189H209ZM212 190V189H211ZM210 190V191H211ZM25 191V190H24ZM35 191V190H34ZM43 190L41 189V191L40 192H42ZM87 191V190H86ZM119 191V190H118ZM123 191V190H122ZM141 191H142V189H141ZM140 191V192H141ZM161 191V190H160ZM163 191V190H162ZM165 191H166V189H165ZM189 191H190V189H189ZM209 191V192H210ZM214 191V190H213ZM234 191H237V190H235V188H234ZM11 192H14V193H11ZM26 192H28V191H26ZM33 192V191H32ZM67 192V191H66ZM77 192V191H76ZM83 192V191H82ZM130 192V191H129ZM134 192V191H133ZM185 192V191H184ZM217 192H218V190H217ZM216 192V193H217ZM222 192V191H221ZM224 192V191H223ZM43 193V192H42ZM68 193V192H67ZM66 193V194H67ZM85 193V192H84ZM87 193V192H86ZM202 193V192H201ZM201 193L200 194H198L199 196L201 195ZM243 193V192H242ZM70 194V193H69ZM102 194V192L100 193V195ZM168 194H169V191H168ZM183 194V193H182ZM186 194V193H185ZM211 194V193H210ZM224 194V193H223ZM25 195V194H24ZM23 195V196H24ZM99 195V196H100ZM175 195V194H174ZM173 195V196H174ZM225 195V194H224ZM231 195V194H230ZM9 196H11L12 198H8ZM21 196H22V194H21ZM36 196V195H35ZM43 196V195H42ZM52 196H53V194H52ZM69 196V195H68ZM103 196V195H102ZM121 196H122V194H121ZM132 196V195H131ZM167 196V195H166ZM182 196V195H181ZM206 196V195H205ZM214 196H216V195H214ZM30 197V196H29ZM41 197V196H40ZM70 197V196H69ZM119 197V196H118ZM137 197V196H136ZM138 197H140V196H138ZM145 197V196H144ZM183 197V196H182ZM204 197V196H203ZM207 197V196H206ZM60 198V197H59ZM62 198V197H61ZM60 198V199H61ZM68 198V197H67ZM72 198V197H71ZM109 198V197H108ZM132 198V197H131ZM141 198H142V196H141ZM196 198V197H195ZM205 198V197H204ZM208 198V197H207ZM206 198V199H207ZM227 198V197H226ZM238 198H239V195H238ZM241 198V197H240ZM23 199H25V198H23ZM41 199V198H40ZM122 199V198H121ZM134 199V198H133ZM136 199V198H135ZM138 199H140V198H138ZM167 199V198H166ZM198 199V198H197ZM202 199V198H201ZM243 199H245V198H242L241 200H243ZM51 200H52V198H51ZM163 200H164V198H163ZM173 200V199H172ZM198 200H200V199H198ZM227 200H228V204H227V206H228V209H229V213H231V214H234V213H237L238 211H240V205H239V202H238V199L237 200H235V198H232V196H228V198H227ZM246 200V199H245ZM244 200V201H245ZM15 201H17V200H15ZM23 201V200H22ZM68 201V200H67ZM128 201V200H127ZM135 201H137L138 202V200H135ZM141 201V200H140ZM147 201V200H146ZM215 201V200H214ZM37 202V201H36ZM73 202V201H72ZM75 202V201H74ZM77 202H78V200H77ZM121 202V201H120ZM161 202V201H160ZM171 202V201H170ZM200 202V201H199ZM208 202V201H207ZM248 202H250V201H247V203ZM148 203V202H147ZM206 203V202H205ZM209 203V202H208ZM207 203V204H208ZM243 203V202H242ZM38 204V203H37ZM82 204V203H81ZM84 204V203H83ZM111 204V203H110ZM124 204V203H123ZM135 204V203H134ZM137 204V203H136ZM138 204H140L139 206H141V202L139 203L138 202ZM157 204V203H156ZM198 204V203H197ZM200 204V203H199ZM34 205V204H33ZM39 205V204H38ZM65 205V204H64ZM78 205V204H77ZM85 205V204H84ZM91 205V204H90ZM119 205H122L121 203L119 204ZM131 205V204H130ZM148 205V204H147ZM158 205V204H157ZM168 205H169V203H168ZM203 205V204H202ZM201 205V206H202ZM55 206V205H54ZM53 206V207H54ZM107 206V205H106ZM135 206V205H134ZM155 206V205H154ZM200 206V207H201ZM243 206H244V204H243ZM248 206V205H247ZM63 207V206H62ZM75 207V206H74ZM85 207V206H84ZM212 207V206H211ZM22 208V207H21ZM38 208V207H37ZM36 208V209H37ZM45 208V207H44ZM64 208V207H63ZM70 208V207H69ZM130 208V207H129ZM161 208V207H160ZM202 208V207H201ZM227 208V207H226ZM250 208H252V206L250 207ZM249 208V209H250ZM74 209V208H73ZM118 209V208H117ZM186 209H188V208H186ZM191 209V208H190ZM203 209V208H202ZM209 209V208H208ZM246 209V208H245ZM244 209V210H245ZM248 209V210H249ZM68 210V209H67ZM94 210H95V208H94ZM122 210V209H121ZM192 210V209H191ZM197 210H199V208H197ZM243 210V211H244ZM251 210V209H250ZM253 210H254V207H253ZM28 211V210H27ZM32 211V210H31ZM37 211V210H36ZM43 211V212H42ZM53 211V210H52ZM55 211V210H54ZM78 210H76L75 212H77ZM86 211V210H85ZM96 211V210H95ZM98 211V210H97ZM124 211V210H123ZM171 211V210H170ZM252 211V210H251ZM35 212V211H34ZM41 212L42 213H38L39 215H40V218H39V222L42 224V226H44V228H45V226H47V224H48V221H47V216H46V212H44V210H41ZM56 212V211H55ZM87 212H88V210H87ZM92 212V211H91ZM192 212V211H191ZM245 212V211H244ZM248 212V211H247ZM33 213V212H32ZM36 213V214H37ZM57 213V212H56ZM93 213V212H92ZM95 213V212H94ZM109 213H111V212H109ZM120 213V212H119ZM125 213V212H124ZM123 213V214H124ZM150 213V212H149ZM166 213V212H165ZM199 213V212H198ZM204 213V212H203ZM37 214V215H38ZM65 214H66V212H65ZM89 214H91V213H89ZM129 214V213H128ZM144 214V213H143ZM160 214V213H159ZM192 214V213H191ZM194 214V213H193ZM204 214H208L207 212L206 213H204ZM31 215V214H30ZM32 215H34V214H32ZM38 215V216H39ZM48 215V214H47ZM49 215H51V214H49ZM59 215V214H58ZM80 215H82L81 213H80ZM86 215V214H85ZM119 215V214H118ZM124 215H126V213L124 214ZM187 215V214H186ZM212 215V214H211ZM243 215V214H242ZM241 215V216H242ZM248 215V214H247ZM52 216V215H51ZM53 216H56V214L55 215H53ZM99 216V215H98ZM135 217H136V215H134ZM195 216V215H194ZM199 216V215H198ZM213 216V215H212ZM215 216V215H214ZM244 216H246V215H244ZM61 217V216H60ZM74 217V216H73ZM96 216H94V218H95ZM135 217H131V216H123L122 218H118L117 220H114V219H112V218H110V217H107L106 216V219H105V222H104V225L102 226V236H103V238H102V242H101V244L103 243L104 244V246L108 249V251L110 252V254L112 255V257H113V260H114V264H158V262H157V257H154V250L156 249V247H158L159 246V244L161 243V242H159V240L160 239H158V236H159V231H160V229L159 228H157V227H155V226H153V224H151V223H149L148 221H147V219H145V218H139V214H138V218H135ZM141 217V216H140ZM168 217H169V215H168ZM185 217V216H184ZM199 217H201V216H199ZM198 217V218H199ZM49 218H52V217H49ZM59 218V217H58ZM79 218V217H78ZM81 218V217H80ZM209 218V217H208ZM242 218V217H241ZM258 218V217H257ZM18 219H19V217H18ZM37 219V218H36ZM53 219V218H52ZM61 219H63V218H61ZM97 219H98V217H97ZM96 219V220H97ZM102 219H104V218H102ZM184 219V218H183ZM195 219V218H194ZM193 219V220H194ZM32 220V219H31ZM49 220V219H48ZM55 220V219H54ZM81 220V219H80ZM88 220V219H87ZM95 220V221H96ZM99 220V219H98ZM160 220V219H159ZM192 220V219H191ZM190 220V221H191ZM264 220V219H263ZM50 221L51 220H49V223H50ZM56 221H57V219H56ZM67 221V220H66ZM86 221V220H85ZM84 221V222H85ZM91 221H93L94 222V220H91ZM198 221V220H197ZM258 221V220H257ZM77 222V221H76ZM88 222V221H87ZM87 222L85 223V224H87ZM103 222V221H102ZM162 222V221H161ZM31 223V222H30ZM97 223H99V222H97ZM36 224V223H35ZM38 224V223H37ZM37 224H36V226H37ZM70 224V223H69ZM253 224V223H252ZM53 225V224H52ZM60 225V224H59ZM59 225H57V227L59 226ZM80 225V224H79ZM88 225H90L89 223L87 224V226ZM98 225V224H97ZM171 225V224H170ZM193 225V224H192ZM199 225V224H198ZM241 225V224H240ZM245 225V224H244ZM243 225V226H244ZM248 225H249V223H248ZM51 226V225H50ZM68 226V225H67ZM98 226H101V225H98ZM160 226V225H159ZM163 226V225H162ZM218 226V225H217ZM221 226V225H220ZM225 226V225H224ZM228 225H226V227H227ZM247 226V225H246ZM255 226V225H254ZM66 227V226H65ZM64 227V228H65ZM74 227V226H73ZM196 227V226H195ZM203 227V226H202ZM222 227V226H221ZM248 227V226H247ZM1 228H2V226H1ZM26 228H28V226H26ZM35 228V227H34ZM56 228V227H55ZM63 228V229H64ZM75 228V227H74ZM74 228H72V229H74ZM78 228V227H77ZM96 228H97V226H96ZM95 228V229H96ZM175 228V227H174ZM224 228V227H223ZM260 228H262V227H260ZM49 229V228H48ZM89 229V228H88ZM158 229H159V231H158ZM164 229H165V227H164ZM253 229H254V227H253ZM259 229V228H258ZM31 230H32V228H31ZM38 230V229H37ZM36 230V231H37ZM46 230V229H45ZM86 230V228L84 229V231ZM92 230V229H91ZM90 230V231H91ZM99 230V229H98ZM168 230V229H167ZM169 230H170V228H169ZM172 230H173V228H172ZM197 230V229H196ZM205 230V229H204ZM251 230V229H250ZM257 230V229H256ZM55 231V230H54ZM71 230H69V232H70ZM82 230L80 229V232H81ZM92 231H94V230H92ZM193 231V230H192ZM253 231H255V230H253ZM262 231V230H261ZM18 232V233H19ZM24 232V231H23ZM62 232V231H61ZM75 233L77 232L76 230L74 231ZM99 232H101L100 230H99ZM164 232V231H163ZM178 232V231H177ZM188 232V231H187ZM195 232V231H194ZM198 232V231H197ZM206 232V231H205ZM6 233V232H5ZM27 233V232H26ZM54 233V232H53ZM65 233H67V232H65ZM73 233V232H72ZM77 233H79V232H77ZM83 235L82 236H84V234H85V232H81ZM93 233V232H92ZM166 233V232H165ZM164 233V234H165ZM171 233H173L172 231H171ZM207 233V232H206ZM264 233V232H263ZM22 234V233H21ZM24 234V233H23ZM46 234V233H45ZM51 234V233H50ZM50 234H47L46 236H48V235H50ZM55 234V233H54ZM90 234V233H89ZM174 234V233H173ZM193 234V233H192ZM208 234V233H207ZM206 234V235H207ZM235 234V233H234ZM27 235V234H26ZM38 235V234H37ZM101 235V234H100ZM182 235V234H181ZM189 235H190V233H189ZM188 235V236H189ZM232 235V234H231ZM242 235V234H241ZM5 236V235H4ZM17 236V235H16ZM24 236V235H23ZM29 236V235H28ZM45 236V237H46ZM89 236H91V235H89ZM97 236V235H96ZM164 236V235H163ZM167 236V235H166ZM169 236V235H168ZM177 236V235H176ZM195 236V235H194ZM219 236V235H218ZM225 236H227V235H225ZM252 236V235H251ZM250 236V237H251ZM254 236V235H253ZM19 237V236H18ZM21 238H23L22 237V235L20 236ZM43 237V236H42ZM50 237V236H49ZM48 237V238H49ZM76 237V236H75ZM95 237V236H94ZM161 237V236H160ZM197 237V236H196ZM232 237H233V235H232ZM20 238V239H21ZM28 238V237H27ZM30 238H32V237H30ZM40 238H41V236H40ZM39 238V239H40ZM97 238H98V236H97ZM195 238V237H194ZM205 238V237H204ZM223 238V237H222ZM235 239L237 238L236 236L234 237ZM254 237H252V239H253ZM9 239H12V238H10L9 237ZM14 239V238H13ZM46 239V238H45ZM51 239V238H50ZM60 239V238H59ZM88 238L86 237V240H87ZM95 239V238H94ZM164 239V238H163ZM238 239V238H237ZM18 240V239H17ZM31 240V239H30ZM34 240V239H33ZM197 240V239H196ZM224 240V239H223ZM225 240H227V239H225ZM254 240V239H253ZM252 240V241H253ZM8 241V240H7ZM23 241V240H22ZM21 241V242H22ZM35 241V240H34ZM47 241V240H46ZM56 241V240H55ZM81 241H83V240H81ZM88 241H90L91 242V240H88ZM87 241V242H88ZM161 241V240H160ZM206 241V240H205ZM220 241V240H219ZM48 242H50V241H48ZM62 242V241H61ZM86 242V243H87ZM93 242V241H92ZM224 242V241H223ZM0 243H1V241H0ZM54 243V242H53ZM66 243V242H65ZM89 243V242H88ZM171 243V242H170ZM169 243V244H170ZM209 243V242H208ZM212 243V242H211ZM220 243H221V241H220ZM23 244V243H22ZM35 244H36V241H35ZM52 244V243H51ZM214 244H217V243H214ZM230 244V243H229ZM237 244H239V243H237ZM1 245V244H0ZM7 245H8V243H7ZM42 245H44V247H43V249L44 248H46V243L45 244H42ZM49 245H50V243H49ZM99 244H97V246H98ZM166 245V244H165ZM209 245V244H208ZM256 245V244H255ZM21 246V245H20ZM30 246H32V244L30 243ZM61 246V245H60ZM78 246V245H77ZM177 246V245H176ZM213 246V245H212ZM254 246V245H253ZM252 246V247H253ZM259 246H260V244H259ZM258 246V247H259ZM2 247V246H1ZM25 247V246H24ZM41 247V246H40ZM68 247H69V245H68ZM87 247H89V246H87ZM198 247V246H197ZM207 247V246H206ZM209 247H211V246H209ZM257 247V248H258ZM262 247H263V245H262ZM59 247H57V249H58ZM161 247H159V249H160ZM164 248H166L165 246H164ZM177 248V247H176ZM205 248V247H204ZM8 249H9V247H8ZM17 249V248H16ZM48 249V248H47ZM50 249V248H49ZM168 249H170V248H168ZM181 249V248H180ZM211 249V248H210ZM221 248H219V250H220ZM11 250V249H10ZM15 250V249H14ZM59 250H60V248H59ZM91 250H94V249H91ZM206 250V249H205ZM217 250V249H216ZM215 249H214V251H216ZM28 251V250H27ZM61 251V250H60ZM74 251V250H73ZM78 251V250H77ZM178 251H180V250H178ZM178 251H176V252H178ZM193 251V250H192ZM212 251H213V249H212ZM235 251V250H234ZM15 252V251H14ZM23 252V251H22ZM68 252H69V250H68ZM79 252V251H78ZM86 252V251H85ZM29 253V252H28ZM47 253V252H46ZM60 253V252H59ZM91 253V252H90ZM164 253H165V251H164ZM196 253V252H195ZM209 253V252H208ZM207 253V254H208ZM216 253H218V251L216 252ZM216 253H214V254H216ZM220 253H222V252H220ZM220 253H219V255H220ZM17 254V253H16ZM15 254V255H16ZM48 254H49V252H48ZM47 254V255H48ZM100 254V253H99ZM174 254V253H173ZM185 254V253H184ZM214 254H213V256H214ZM249 254V253H248ZM11 255H12V253H11ZM14 255V256H15ZM20 255V254H19ZM29 255V254H28ZM41 255H43V254H41ZM87 255H89V254H87ZM6 256V255H5ZM13 256V255H12ZM23 256V255H22ZM27 256V255H26ZM70 256V255H69ZM77 256V255H76ZM85 256V255H84ZM91 256V255H90ZM165 256V255H164ZM168 255H166L165 257H167ZM185 256V255H184ZM197 256V255H196ZM195 256V257H196ZM216 256H217V254H216ZM247 256V255H246ZM1 257V256H0ZM11 257V256H10ZM19 257V256H18ZM103 257V256H102ZM154 257V258H153ZM194 257V258H195ZM218 257V256H217ZM221 257H222V255H221ZM229 257H231V256H229ZM4 258V257H3ZM8 258H9V256H8ZM7 258V259H8ZM62 258V257H61ZM60 258V259H61ZM111 258V257H110ZM183 258V257H182ZM193 257H191V259H192ZM205 258H208V257H206L205 256ZM209 258H211V257H209ZM5 259V258H4ZM11 259H13L12 257H11ZM19 259V258H18ZM37 259V258H36ZM63 259V258H62ZM78 259H79V256H78ZM173 259V258H172ZM184 259V258H183ZM234 259V258H233ZM237 259H239V258H237ZM20 260V259H19ZM83 260V259H82ZM185 260V259H184ZM193 260V259H192ZM200 260H202V259H200ZM228 260V259H227ZM4 261V260H3ZM12 261V260H11ZM31 261V260H30ZM44 261V260H43ZM64 260H62L61 262H63ZM70 261V260H69ZM171 261V260H170ZM181 260H179V262H180ZM188 261V260H187ZM222 261V260H221ZM224 261V260H223ZM21 262V261H20ZM22 262H23V260H22ZM27 262H29V261H27ZM26 262V263H27ZM48 262V261H47ZM60 262V261H59ZM67 262V261H66ZM74 262V261H73ZM166 262H169V261H166ZM172 262V261H171ZM190 262V261H189ZM214 262V261H213ZM2 263V262H1ZM88 263V262H87ZM103 263V262H102ZM159 263H161V259H159ZM170 263V262H169ZM169 263H167V264H169ZM180 263H182V261L180 262ZM180 263H178V264H180ZM185 264H186V261L184 262ZM210 263V262H209ZM28 264V263H27ZM31 264V263H30ZM34 264V263H33ZM39 264H41V263H39ZM72 264V263H71ZM105 264V263H104ZM211 264V263H210ZM213 264H215V263H213ZM235 264V263H234ZM240 264V263H239ZM261 264V263H260Z\"/></svg>",
	"mask_w": 264,
	"mask_h": 264
}]
</instances>
